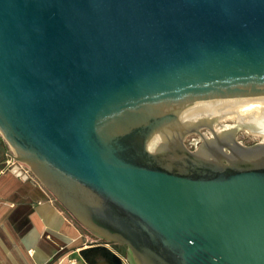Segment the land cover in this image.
Returning <instances> with one entry per match:
<instances>
[{
  "label": "water",
  "instance_id": "water-1",
  "mask_svg": "<svg viewBox=\"0 0 264 264\" xmlns=\"http://www.w3.org/2000/svg\"><path fill=\"white\" fill-rule=\"evenodd\" d=\"M263 95L264 0H0V153L130 264H264V136L169 132Z\"/></svg>",
  "mask_w": 264,
  "mask_h": 264
},
{
  "label": "crops",
  "instance_id": "crops-1",
  "mask_svg": "<svg viewBox=\"0 0 264 264\" xmlns=\"http://www.w3.org/2000/svg\"><path fill=\"white\" fill-rule=\"evenodd\" d=\"M94 240L36 177L0 169V264H91Z\"/></svg>",
  "mask_w": 264,
  "mask_h": 264
},
{
  "label": "bare ground",
  "instance_id": "bare-ground-1",
  "mask_svg": "<svg viewBox=\"0 0 264 264\" xmlns=\"http://www.w3.org/2000/svg\"><path fill=\"white\" fill-rule=\"evenodd\" d=\"M222 99L223 98H216ZM205 104H199L193 111L185 113L180 116V121L173 126L169 132L178 133L191 125L199 121H207L212 119L214 115L222 116V127L226 128H235L236 124L239 127H242L246 130L259 133L264 136V95L263 96H254V97H236L226 99V102L223 103L220 107L215 109L204 111L205 108L215 107L220 105V101H209L204 100ZM208 102V103H206ZM199 110L200 114L196 111ZM216 116V117H217ZM233 119L237 120L235 125H227L225 121H232ZM202 123V122H201ZM173 131V132H172ZM158 136L153 140V145L158 140ZM196 141V140H195Z\"/></svg>",
  "mask_w": 264,
  "mask_h": 264
},
{
  "label": "flooded vegetation",
  "instance_id": "flooded-vegetation-1",
  "mask_svg": "<svg viewBox=\"0 0 264 264\" xmlns=\"http://www.w3.org/2000/svg\"><path fill=\"white\" fill-rule=\"evenodd\" d=\"M206 103H208V102H206ZM201 104L203 105L204 103L201 102ZM218 118H219V116H217V117L213 116L212 119H210V120L199 121V122H197V123H195V124H193L187 128V130L197 128V129H199L200 133H191V134H188L185 136L184 135L185 130H182L181 132H178L177 134L175 133V136L178 139L180 136L184 135L182 137V139H183L182 141H183L184 145L186 146V148H188V150H190L192 152L198 150L205 143H208L212 140L213 141L216 140L215 136L211 132V130L206 127L209 125L214 128L216 135L220 138V143L222 144L224 151H226L227 153L229 151L227 150L226 146L231 143L230 136H232V134H233L234 138L237 141H239L241 144H243L244 146H251V145H254L256 143L263 141L262 135H261V138L258 140H254V139H250L248 141L247 140L246 141L240 140L238 138L237 132L233 133V128H231V127L224 128V129L223 128L216 129L214 127V124H216V121L218 120ZM4 153H5V141H2V151L0 153V169H3L6 165V159H5ZM89 235H91V234L89 233ZM96 240H97V243L92 244L90 247L99 246V247H107V249L99 248V249H96L93 251L86 252V258L91 264H116V262L112 258L113 254L117 255L118 257L121 258L122 263H120V264H130V262L128 261L129 250H128V247L126 245H116V244L109 243L105 240H98V239H96Z\"/></svg>",
  "mask_w": 264,
  "mask_h": 264
},
{
  "label": "rangeland",
  "instance_id": "rangeland-1",
  "mask_svg": "<svg viewBox=\"0 0 264 264\" xmlns=\"http://www.w3.org/2000/svg\"><path fill=\"white\" fill-rule=\"evenodd\" d=\"M226 99L228 100L229 98H223V100H224V103L226 102ZM223 100L222 99H209V101H220V105H218V106H215V107H208V108H205L204 109V111L206 112V111H208V109L209 110H212V109H215V108H217V107H220L221 105H222V103H223ZM208 101V102H209ZM204 104H205V101L203 100L202 101ZM223 103V104H224ZM197 113H199L200 114V111L199 110H197L196 111ZM214 116H217V115H214ZM224 119V117H222V116H219V118H218V120L216 121V124H214V127L216 128V129H218V128H226V127H222V123H223V120ZM220 122H222V123H220ZM225 124H227V125H235L236 123H237V120L236 119H233L232 121H230V122H228V121H225L224 122ZM237 135H238V138L240 139V140H244V141H248V140H250V139H254V140H258V139H260L261 138V134H257V133H255V132H252V131H249V130H246V129H240V130H238V132H237ZM0 136H1V134H0ZM81 227V226H80ZM81 229H82V231H84L86 234H89L84 228H82L81 227ZM92 236V238H95L93 235H91Z\"/></svg>",
  "mask_w": 264,
  "mask_h": 264
},
{
  "label": "built area",
  "instance_id": "built-area-1",
  "mask_svg": "<svg viewBox=\"0 0 264 264\" xmlns=\"http://www.w3.org/2000/svg\"><path fill=\"white\" fill-rule=\"evenodd\" d=\"M4 155H5V159H6V165H5L4 169H11V168H13V167H15V166H21V168H22L27 174H31L32 176H34V175L32 174V172H31V170H30L27 166H25L24 164H22V163L16 161L15 153H14L13 149H12L11 146H10L9 144H7L6 142H5V153H4ZM34 177H35V176H34ZM96 242H97V240H94V241L91 243V245L94 244V243L96 244ZM107 246H108V245H107Z\"/></svg>",
  "mask_w": 264,
  "mask_h": 264
}]
</instances>
